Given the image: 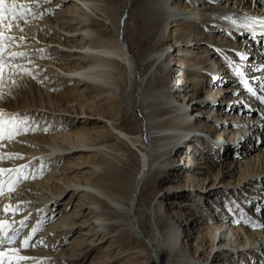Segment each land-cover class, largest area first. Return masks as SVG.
Wrapping results in <instances>:
<instances>
[{
	"label": "bare ground",
	"instance_id": "1",
	"mask_svg": "<svg viewBox=\"0 0 264 264\" xmlns=\"http://www.w3.org/2000/svg\"><path fill=\"white\" fill-rule=\"evenodd\" d=\"M8 1L12 3L13 0ZM16 1H24V4L33 5L38 2L33 0ZM94 3L96 4L93 0H89L77 4V12L79 10L83 12L84 19L82 23L84 27L93 22L91 16L93 12H96ZM152 3V8L146 7V9L148 7L151 8V15L148 17L149 21L145 25L146 27L138 32L139 40L146 48L144 47L142 55L137 60L140 62L142 69L145 70L141 73L142 80L146 79V82L153 80V86L156 87V91L151 97L145 95V91L142 92L141 97L144 102L139 105V109L145 112L148 134H150L149 144L146 143L147 146L143 145L145 143L144 139L140 140L141 135L137 137L132 130H128L122 125L118 112H114L112 108L105 105L99 107L98 105L100 104L97 105L95 104L96 102H93L95 99L93 96L86 102L90 107L89 112H86V105H82L81 102L80 104L66 106L59 105V102L58 105H50V103L53 104V101L50 100L53 98L50 91L62 88V84L70 80V78L71 82L73 81L77 87L85 86L83 93L92 91L96 94L95 96L104 94L106 102L113 103V100L119 97V79L115 77L119 73L118 68L127 66V68L132 69L131 66L136 63L128 50V46L122 40V43H120L119 35H117L118 39L116 41L113 40V42L105 39L100 31L88 28L83 29L80 35L79 33L74 35V32L79 30L72 31L69 28L70 26H67L68 29L64 30L61 28L60 23L55 22L59 26L52 23V28H45L46 30L38 29V34L35 37L34 30H32L35 25L31 21L36 16L33 15L34 13L27 16L30 20H26L27 24L29 23L31 26L29 30H32V33L28 30L26 31L25 26H22V23H26L24 21L19 22L17 31H5L16 38L14 44L9 45V42H5L6 47H10L5 52V55L10 52L25 53L22 60H20L21 62L17 61L15 63L24 67V61L26 60L29 64L35 65L29 68H37V74H39L37 80L35 78L27 80L33 85L35 83L36 93L41 98H47L50 101V103L48 102L50 106L42 107V104L30 103L25 107H19L18 111L14 109V113L4 114L1 117L9 119L13 118V116H19L21 112L28 111L31 116L33 115L40 119L45 117H48V120L52 119L53 125L49 126L48 128L51 129L47 131H43L44 127L41 128L31 137L22 133L16 134L12 132V137L6 143L8 146L0 145L2 161L5 162L6 159L15 160V163H10L12 164V173L0 174V181L4 183V195H0V220H6L14 231L20 229L21 225L19 222L24 219V216L33 217V219L39 220L36 227L39 230L45 223H48L46 222L48 219L44 218L47 208L58 204L57 200H48L51 195L49 190L50 183L52 185H60V188L56 190L58 193L53 195V197L62 195L69 199L68 202H73L78 196L79 200L74 205V217L64 216L65 214L63 216L59 215L54 224L48 226L46 235L43 234L41 237H48L49 235L51 237L52 234L54 238L60 237L63 239L62 242L59 243L57 241L56 245L51 247V250H57L62 247L73 233L76 234L70 244L73 247L65 249L66 252L71 249V252L67 253V255L60 253L54 259L56 264H76L78 261H82L85 252L101 246L104 241L109 239V250H116L114 252L115 256L113 258L106 257L104 262H99L98 264H112L114 260L124 254L121 251L123 246L121 239L123 238L127 242L141 241L143 246L149 249V253L141 252L140 250L135 251V264H149V261L158 260L162 250L169 252L171 256L170 264H207L210 257V264H222L220 261L223 264H229L226 263V257L232 256L243 260L248 255L264 253V223L262 221L257 225L250 223L242 227V233L246 235L248 243H250L247 244V242L242 241L240 231L235 228V223L231 219L209 218V224L197 222L195 227L190 223L192 222V215L186 217L180 211L175 214V217L179 220H176V222L179 224L172 225L170 223L171 219H169L170 214H174V206L177 207L178 203H174L176 205L173 206L174 201L172 199L179 196L184 185H181V179L185 178L187 181L185 187L187 186L189 194L190 189L188 188L193 184V181H202V178L197 175H206L204 171H198L199 168H196L197 165L201 164L200 162L188 159L192 152L197 151L196 145L189 146L188 150L191 151L182 155L183 159L186 158L188 160V164L183 167L184 169L187 167L184 173H181L183 168H180L179 165H171L172 152L177 145L182 144L185 140L200 137V134H204L212 141L220 142V139L224 141L230 136L237 140V144L233 147L234 151L246 152L245 157H243L244 160L249 157L245 160V165H250L252 162H261L262 164V169L256 174H249L237 180H232L233 178H231L234 173L227 175L218 172L217 175L212 176L213 183L206 185L204 188L208 195L216 196L219 193L224 196L228 193L227 189L229 188H232V192H235L236 188L243 189L255 177L259 178L258 184L264 180V155L261 156L259 152L258 154L255 153L256 151H261L256 146L257 140L259 138L261 140L258 146L264 142V107L258 108L256 112L252 109L232 105L227 110L221 102L217 101L221 93L220 89L209 91L206 88L208 83H205V88H203L201 83V79L204 78L202 72H205L203 67L197 65L194 67L196 70L191 69L188 71L186 66L193 60L184 62L181 59L182 56L192 58L191 55L194 54V51L186 50L191 39H196L197 42H210V38L215 39L214 42L217 46L222 47V50L219 51L226 52L231 59L234 56L231 50L233 40L244 39L246 46L252 47L253 41L260 37L259 33L264 31V29L254 26L257 33L254 37L253 29H246L242 25L249 23L252 17L264 18V0H250L249 5L246 4V0H201L199 6L195 4V0H185L184 8L180 7L181 0H154ZM65 24L69 25L70 23L66 22L63 25ZM180 25L181 27L178 28ZM192 27L195 30L200 29L199 32L196 34L188 33L187 30ZM56 28L58 32L61 31L60 34L63 31L64 35L56 34L54 31ZM171 28L175 29L170 39L165 34ZM50 30L54 32V35L53 37L51 36L52 38H47L45 33H51ZM119 31L122 32V30ZM21 37L23 40H21ZM78 37L80 38L79 40L83 41V44L77 51H70L76 47L72 45V42ZM220 40L221 42L218 43L217 41ZM224 41L226 42L224 43ZM54 45H57V48ZM62 48L67 50L63 51ZM183 48L184 50H181ZM169 49L173 50L172 53L175 52L174 55L170 54ZM216 52L215 48L213 52L207 51L205 63H207L208 67L219 66V71H222V75L219 78H225V75L229 73L228 68H224L226 67L225 64L209 59L216 55ZM54 57L62 59L52 60ZM234 59L241 60L236 62H242L240 67L242 73L247 71V73L253 74L248 79L255 82L248 84L249 88H255L257 80H260V83L264 82V71L260 70L264 67V54L256 53L249 58L237 53ZM75 61H77L76 64L70 65L71 62ZM225 63H227L226 60ZM244 67L245 69H242ZM170 68L175 74L173 78L169 76ZM16 73L20 74L19 70ZM186 73L194 75L195 80H190ZM142 80L140 84H142ZM36 81L39 83L37 84ZM234 82L237 83V80ZM66 83H70V81ZM190 85H197V92L194 96L189 95ZM238 87H244V84L239 83ZM238 87H230L226 91L235 94L239 91ZM260 93L264 94V87L261 88ZM202 94L204 95L201 96ZM242 98L247 101L251 100L254 102L258 100L260 102V99H257L260 98L257 93L253 95L250 92L249 95L244 93ZM232 100L234 101V98L231 99V102ZM144 103L145 106L143 107ZM262 105L264 106V104ZM200 106L203 107V110L198 112L197 115L203 116L202 119L198 120L197 124L186 121L187 116H190L187 111L188 108L197 109ZM225 110L234 117H231V119L225 117L229 119L227 123L224 122V117L218 119L219 125L212 123V119L214 121V117L216 115L220 116V112ZM82 111L86 113L82 114ZM236 113L239 116H235ZM11 120L14 121L15 119ZM91 121H94L95 125L101 126V129L97 130L95 134L80 135L79 138L84 139H76L73 143L68 142V147L65 148V139L63 137L66 133L64 131L73 130L79 122L84 125ZM62 125L63 127H61ZM90 135L92 136L90 137ZM204 140L206 143L201 149L204 150L207 145L211 147V150L216 147L222 149L217 143ZM248 144H254L253 149ZM21 145L22 148L20 149ZM129 147H134L137 153L139 152L142 155V158L140 157L141 166L133 178L132 184L130 183L133 186L131 192H129L131 186L128 189L121 186L125 182H129L127 172L124 169L128 162V157L131 156V148ZM83 155L86 158L81 160L80 157ZM224 156L225 152L222 153L221 158ZM200 157H202L201 154ZM51 159L53 161L57 160V164L61 163L62 160L66 163L68 159H72V165L77 163L78 160L83 162L78 163L76 167L67 166L66 175H73L63 178L64 181L59 178L65 175L61 172L63 168L60 172L50 171V174L43 180L39 179L40 175L43 174L40 170V172L37 170L33 172L35 178L32 176L28 181L19 179H22V174L30 163L35 162L34 168L35 166L36 168L38 166H41V168L43 166L44 168L48 167V162ZM206 161L208 160L206 159ZM78 165L79 167H77ZM3 166L8 167L10 165L4 163ZM21 166H24L23 173L18 174L15 170ZM233 167L234 164L232 162L229 166V172L233 171ZM163 169L169 170V177H171L172 181L159 195L158 191L155 192L156 188L167 179V176H163ZM173 175L177 179L173 178ZM226 176L230 178L226 180ZM246 181V184L241 185L242 182L245 183ZM9 185H14L11 193L8 192ZM239 186L242 188H239ZM144 189L150 190V195L142 204L139 197ZM196 190L200 189L194 188L195 197L202 200L203 195L195 192ZM169 195L170 202L168 205L171 204V207L165 209L163 203ZM248 196L252 198L251 194ZM5 205H12L17 208L16 212H19V214L14 216L15 213L11 214V210H9L10 214L5 215L3 212ZM183 206L187 205L184 204ZM69 207V204L62 206L60 214L65 213ZM83 211H87L85 215ZM180 221L183 227L180 225ZM144 225L147 226V235L143 234L141 230ZM204 230L208 232H203ZM209 234H213V238L210 244L207 245ZM190 240H194V242L191 244ZM197 242L198 244L201 243L204 249L206 247L208 250L207 258H209L203 262L184 259L185 257H192L190 253H196L191 248H194ZM39 244L41 243L36 246ZM115 244L117 245L113 246ZM6 247L8 246L5 245ZM76 247L77 249L86 247L88 251L81 252V258L77 252L72 251ZM181 247L184 248L181 249ZM46 256L45 260L47 262L43 264H53L48 261L52 257L50 255ZM63 256L67 257L61 260L60 258Z\"/></svg>",
	"mask_w": 264,
	"mask_h": 264
},
{
	"label": "rangeland",
	"instance_id": "2",
	"mask_svg": "<svg viewBox=\"0 0 264 264\" xmlns=\"http://www.w3.org/2000/svg\"><path fill=\"white\" fill-rule=\"evenodd\" d=\"M33 1L34 2L38 1L37 4L34 5L31 11V14L34 13L33 15H36L31 20L32 23L35 25V27H32V30H34V33H35V37L38 34V29L46 30L48 27L52 28V23L55 24V22L60 23L61 28L64 30L68 29L67 26L68 27L70 26L69 28L72 31L79 30L77 32H74L75 33L74 35L76 34L78 35V33L80 35V33H82L83 29L85 28L95 30V31H100L101 34L104 35V38L109 39L111 42H113V40L116 41V39H118L117 38V35H119L118 32L119 30H122V41L128 46V50L130 51L131 55L135 59L136 63L135 64L133 63V65L131 66L132 69L127 68V66L125 67L120 66L118 68L119 73H117L115 77L119 79L120 94H119V97L116 98V100H113V103L106 102V100L104 99V94H102L101 96H98L99 94H97V96H95L96 94H94L92 91H88V92L86 91L85 93H83L82 91L84 90L85 86L77 87L76 84L73 83V81L71 82V78H70V80L65 81L64 84H62L61 86L62 88L52 89L50 91L51 96L53 97L52 99H50L53 101V104H52L50 103L49 100H47V98H41L38 96V94L35 91L36 89L34 87L35 83L33 85L30 82H28L27 79L29 78H35V80H37L39 74H37V70H36L37 68H33L35 65L29 64V62L25 60L24 68L29 70L30 75H22L16 72H12L10 71L11 69L6 70L4 82L0 84V117L4 114L14 113L15 110L17 111L19 110L18 109L19 107L20 108L25 107L29 105L30 103H35L36 105L42 104V107H45V106L47 107L50 105H56V104L58 105V102H59V105H64V106L80 104L81 102L82 105H86V108H87L86 112H89L90 107L87 105L86 102H88L90 98L93 96L95 97L93 102L94 103L96 102L95 104L97 105L100 104L98 105L99 107H102L103 105H105L107 107L112 108L114 112H118L117 114L120 117L122 125L128 130H132L133 133L136 134L137 137L141 135L142 137L140 138V140L144 139L145 143L143 142L144 143L143 145L147 146L146 143L149 144L148 139L150 138V134H148L149 130H148V126L146 123L145 112L142 109H139V105L140 103L144 102L143 98L141 97L142 92L145 91L146 92L145 95H147L148 97H151L155 93L156 87L153 86L154 85L153 80L146 82V79L142 80L141 78L142 77L141 73H143L145 70L142 69L140 62H138L137 60L142 55L145 45H143L140 42L138 32L140 29L143 30L146 27L145 25L149 21L148 17H150L151 15L150 13H151V8L153 4L152 2H154V0H93L94 2H96V4L94 3V6L96 7V12H93L91 16V20L93 22L90 23L86 27H84L82 23V20L84 19V16L82 14L83 12L80 10L77 12V8H78L77 4L80 2L89 1V0H33ZM13 2H15L16 4L24 3V1H16V0H13L12 3ZM5 3L9 4L11 2L6 0ZM184 3H185V0H181V6H180L181 8H184L185 6ZM200 3H201V0H195L196 5L199 6ZM249 3H250V0H246V4L249 5ZM147 6L151 8L148 7L146 9ZM123 14H125L126 17L124 19V22L122 24L123 27H122L120 22H121V17L123 16ZM26 20H30V18H26ZM19 22L20 21H15V20L12 21L13 28L11 31L13 30L17 31L19 27H17L16 25L17 23L19 24ZM66 22L70 24L69 25L65 24L66 26L63 25ZM5 24H7V21H5ZM143 24L144 26H142ZM55 25L59 26L58 24H55ZM22 26H25L26 31L28 30L31 33L33 32L32 30H29L31 28L29 23L28 24L27 22L22 23ZM180 27L181 25L178 28ZM174 29L175 28H171L170 30H168V33L165 34V36L171 39L172 37L171 34H173L172 32ZM6 30L7 29L5 28V31ZM199 30H195L192 27L191 29H188L187 31L190 34H196L199 32ZM54 31L58 35H64V32L62 31V33L60 34L61 31L58 32L57 28ZM5 35L6 36L9 35V33L5 32ZM45 35L47 38H52L54 35V32L53 31H51V33L46 32ZM263 37L264 36H260L257 38L256 41L254 40L252 47L246 46V43H244L243 41L244 39H238L236 41L233 40L231 44L232 45L231 50L234 56L232 57V59L229 57V55L226 52L219 51V50H222L221 49L222 47L217 46V44L214 42L215 39L213 40L210 38L211 40L210 42H203V41L197 42L196 39H191L186 50H189V51L193 50L194 54L191 55L192 58H185V56H182L181 59L184 62L191 60V59L193 60V62H190L189 65L186 66V69L188 71L191 69L196 70L194 69V67L197 65H199L200 67H203L205 71V72H202V74L204 75V78L201 79L203 88H205L204 87L205 83H208L206 88H208L209 91H212L213 89L214 90L220 89L221 93L218 96L217 101L221 102L222 105H224L227 108V110L229 107L233 105L235 107L240 106L242 108L252 109L253 111L257 112L258 108H263L264 106L258 100H255L254 102H252L251 100L247 101L246 99L242 98L244 93L249 95V92H248L249 87L248 88H245V86L238 87L239 83L242 84L241 82L242 80L245 81L247 84L255 82L254 80L249 81L248 79L253 74L247 73V71H244L242 73V71H240L242 62L240 63L236 62V61H241V60L234 59V58L236 57L237 53L238 54L241 53L244 57H249V58L253 57V55H255L256 53L264 54L259 49L261 48V44L259 43L257 44V42L261 41V38ZM79 39L80 38L78 37L74 40V42H72V45L76 47L73 48L74 50H70V51H77V49L81 46V44H83V41ZM217 42L220 43L221 40ZM225 42L226 41H224V43ZM54 47L57 48V45H54ZM9 48L10 47H8V50ZM214 48L216 49L217 54L210 57L209 59L216 61L218 63L221 62L225 64L226 67L224 68H228L229 70V73L225 75V78L217 77V76L222 75L221 74L222 71H219L220 69L219 66L208 67L207 63H205V60L207 59V51L213 52ZM62 50L66 51L67 49L62 48ZM181 50H184V48ZM169 52L171 54L173 50L169 49ZM174 53H172V55H174ZM176 57L179 58L178 56ZM22 58L18 59L17 61L19 62L20 60H22ZM60 59L62 58H59V57L52 58V60H60ZM65 59H68V58H65ZM225 60L227 61V63H225ZM76 63L77 61L71 62L70 65H74ZM30 66H33V67L29 68ZM242 69H245V67ZM237 70H239V74H237ZM17 74L21 76H18ZM186 75L189 76L190 80H193V81L195 80L194 75L190 73H186ZM169 76L170 78L175 77V74H173V70L171 71V68L169 71ZM234 79L237 80V83L234 82L235 81ZM141 80L143 81L142 84H140ZM13 81H15V83H13ZM69 81L70 83H66ZM259 81L258 80L256 81L255 88H251L252 91L250 92V94L252 93L253 95L257 93L259 94L261 98V97H264V94L260 93L261 88L264 87V82L261 80L262 82L260 83ZM36 82L37 84L39 83L38 81ZM234 86L238 87L239 89V91L236 92L235 94H233L230 91H226L227 88L234 87ZM189 87H190L189 95L194 96V94L197 92V89H196L197 85L196 86L190 85ZM203 95L204 94H202L201 96ZM233 98H234V101L232 100L231 102V99ZM260 98H257V99H260ZM54 101L57 103H55ZM48 102L50 103V105H48ZM144 106H145V103L143 107ZM201 110H203L202 106H200L197 109H191L189 107L187 111L190 114V116H187L186 121H189L192 124H197V121L201 120L203 117V116L197 115V113L200 112ZM227 110L220 112V116L216 115L214 117V121L212 119V123H216L217 125H219V122H217L219 118L227 117L231 119V117H234ZM86 112L82 111V114H85ZM235 116H239L238 113H236ZM79 117H80V114H79ZM2 119H3V126H4L5 131H4V137L3 139H1L0 145L6 146V147L8 146L6 145V143L9 140L8 134L10 132L16 133L13 129V125H16L19 127V132L16 134L22 133L28 137L35 135L37 131H39L43 127L45 128L43 131H47L48 129H51L48 127L49 126L51 127L53 125L52 119L48 120V117L40 119V118H37L36 116L35 117L33 115L31 116V114L28 111L21 112L19 116H13V119H15L14 121L10 119H5V117H2ZM228 120L229 119L225 118L224 122L227 123ZM80 122L78 123V125L75 126L73 130L64 131L66 133V135L63 137L65 139V142H64L65 148L68 147V144H67L68 142L73 143L76 141V139H84V138H79L80 135L85 136L89 134H95L97 130L101 129L100 128L101 126L95 125L94 121H91L90 123H86L84 125H82ZM61 127H63V125ZM82 128L85 130H83ZM200 135H201L200 137H195L197 136L195 135L194 136L195 138H192L190 140H185L184 142H182V144L177 145L175 147V150L171 154V157H172L171 165L172 166L179 165L180 168H183L188 164V160L186 158L183 159L182 155L184 153H188V151H191V150H188L189 146L196 145L197 151L192 152V155H189L188 159L200 162L201 164L197 165L196 168H199L198 171H201V170L204 171L206 175L205 176H200L199 174L197 175L198 177L202 178V181L200 182L193 181V184H191L188 188L190 189L189 194L187 192V188H186L187 186L185 187V184L187 183V181L185 180V178L181 179V185L184 184L183 185L184 187L182 186V191L180 192L179 196H176L174 199H172L174 201L172 204L173 206L176 205L174 203L176 202L178 203H177V207L174 206V212H173L174 214H170V218H169L171 219L170 223L172 225L179 224L178 222H176V220L178 219L175 217L176 212H179V211L185 214L186 217H188L189 215H192L191 216L192 222L190 223H192L194 227L197 225L196 224L197 222H200V223L205 222V224H209L208 222L209 218L218 219L219 217L221 219H231L235 223V228L240 231L242 241L247 242V244H250L248 243V238L246 237V235L242 233V227L247 226V224H250V223L257 225L260 221L264 223V199H263L264 198V180L262 181V183L258 184L257 182L259 181V178H256V177L254 179L252 178V180H250V183L245 188L243 189L236 188L235 192H232V188H229L227 189L228 193L225 194L224 196L219 193L216 196L208 195L207 191H204V188L206 187V185H211L213 183L212 176H214L215 174L217 175L218 172L224 173L227 175H229L230 173H234V176H232L231 178H233L232 180H237L245 176H248L249 174H253V173L256 174L262 169V164L261 162H252L250 165L248 164L245 165L244 164L245 160H247L249 157L244 160L243 157H245L246 152H235L234 151L233 147H235V145L237 144L236 142L237 140H234L230 136L227 137V140L223 141L222 139H220V142H216L204 136V134H200ZM91 136L92 135H90V137ZM203 138L206 139L207 141L217 143L218 145L222 147V149H218L216 147L211 150V147L208 145L206 146L207 148H205L204 150L201 149V147L206 143V141ZM260 141L261 140L259 138L256 142V146L257 148H260L261 151H256L255 153L258 154L259 152V154L263 156L264 154L262 153H264V142H262V144L258 146ZM248 145L251 149H253L254 144H248ZM144 146H140V147H144ZM21 148H22V145L20 146V149ZM129 148H131L130 149L131 156L128 157V162L124 166V169L127 172L129 182H125L121 186L125 187L126 189H128L129 186H131L129 188L130 189L129 192H131L133 186L130 185V183L132 184V180L136 176V173L138 172V169L141 166L140 162H141L142 155L139 152L137 153L134 147L133 148L129 147ZM206 149L208 150L206 151ZM223 152H225V156L221 158V155ZM200 154L202 157H200ZM85 158L86 157H84V155L80 157L81 160ZM205 158L208 161H206ZM81 160H78L77 163L72 165L71 164L72 159H68L66 163L62 160L61 163L59 164H57V160L53 161L51 159L48 162L49 163L48 167H44V168L43 166L42 168L41 166H38L37 168L35 166L34 168L35 162H33L26 166V169L24 173L22 174V179L21 178L19 179L22 181H25V180L28 181L32 178L33 172L37 170L38 172L42 171L43 174L40 175L39 179L43 180L48 174H50V171L54 170L56 172H60L61 169L63 168L61 172L65 175L60 176L59 178L62 181H64L63 178L71 177L73 175V174L68 175V176L66 175L67 170H68L67 166L76 167V165L80 163ZM232 162L234 164L233 171L229 172V166L232 164ZM4 163H7L10 166L8 167L3 166ZM10 163H15V160L13 161V160L6 159V161L3 162L2 159H0V168L2 169L6 168L5 170L11 169L12 164ZM77 167H79V165ZM186 169L183 168L181 173H184ZM8 172L9 171H5L3 174L8 173ZM162 172L164 174L163 176H167V179L163 183L159 184L158 188H156L155 192L158 191L159 195L162 194L163 190H165V188L172 181L171 177H169V170L163 169ZM172 177L176 178L175 175H173ZM227 178H230V177L226 176V180ZM247 181L245 183L242 182L241 185L246 184ZM240 187L241 186H239V188ZM59 188H60V185L57 186V185H52V183H50L49 190H50L51 195L48 198V200L49 199L55 200V201L57 200L58 204L56 206H51V207L49 206L47 208L44 214V218H46V220L48 219L46 221L48 223H45L44 226L36 232L35 236L32 238V241H31V243L35 244V247H29V248L20 250L19 254L35 258L36 261H43V263L47 262L45 260V258L47 257L46 255H50L52 259L48 261L53 264H56L54 259H56V257L60 253L67 255V253L71 252V249H69L68 252H66L65 249H67L68 247H71V248L73 247L72 245L70 246V244H71V240H73V238L76 236V234L74 233L72 234L71 237H69L66 240V242H64L62 247L57 250L56 249L51 250V247L56 245L57 241L59 243L62 242L63 239H61L60 237L54 238L52 234H51V237H49L50 236L49 235L48 237L41 238L43 234L46 235L48 226H50L51 224H54V222L56 221L59 215L63 216L65 214L64 216H69V217L71 216L74 217L75 215L74 205L79 200V197L76 196V200H74L73 202L72 201L68 202L69 199L66 196L59 195L57 197H53V195L58 193L56 190ZM194 188L200 189V190H196L195 192L203 195L202 200H199L197 197H195ZM250 194L252 198H249L248 195ZM149 195H150V190L144 189L141 192L140 197H139L140 203L143 204L145 200L149 197ZM170 195L168 196L166 201L163 203V206L165 207V209L168 207H171V204L168 205L170 202L169 201ZM65 204H69L70 207L65 213L60 214V211L62 209L61 207L64 206ZM165 204L167 205L165 206ZM184 204H186L187 206H183ZM257 209H259L260 211H257ZM86 212L87 211H83V214L85 215ZM18 214L19 212L18 213L15 212L14 216H17ZM25 217L27 216H24V218ZM31 220L34 222V224ZM38 223H39V220L33 219V217L28 218L26 221V224L20 227L19 236H17V239L15 241L16 244L13 245V247L19 250L20 241L23 240L24 237L28 235V233L32 230L33 227H37ZM180 225H181V221H180ZM181 226L183 227V224ZM141 230L143 234L147 235L146 225H144V227H141ZM203 232H208V231L204 230ZM10 233L11 231L9 232V234ZM212 238H213V234L212 235L209 234V240H208L207 245L210 244ZM183 240H186V239H183ZM193 242L194 240L193 241L190 240L191 244ZM38 243H41V244L36 246ZM121 243L123 245L121 248V251H123L124 254H122L120 258L118 257L117 260H114L112 264H135V260H134L135 251L140 250L141 252L149 253L148 251L149 249L148 248L146 249L143 246V243L141 241L127 242L123 238L121 239ZM109 244H110V239L107 241H104V243L101 246L94 248L93 250L89 252H85L83 255L82 261H78L76 264H98L99 262H104L106 260V257L113 258L115 256L114 252H116V250L115 251L109 250V246H110ZM116 245L117 244L113 246H116ZM182 248L184 247H181V249ZM191 249L195 250L196 253L195 252L190 253L192 257H185L184 259H190L191 261L203 262L209 258V257L207 258L208 250L206 249V247L204 249L201 243L198 244L197 242L195 247ZM72 251L77 252L81 257V252L88 251V250L86 247H82L81 249H77L76 247L72 249ZM45 253L47 254L45 255ZM66 257L67 256H63L60 259L63 260V258L65 259ZM248 257H246V259H243V260H241V258H238V259L233 258L232 256L226 257V260H227L226 263L234 264V262H236L235 264H238V263L264 264V253L263 252L256 253L253 255H248ZM170 258L171 256L169 255V252H167L166 250H162L160 251L158 260L149 261V264H170ZM210 262H211V257L207 264H210ZM220 263L223 264V262L221 261ZM28 264H33V261L31 260L28 261ZM107 264H111V263H107Z\"/></svg>",
	"mask_w": 264,
	"mask_h": 264
},
{
	"label": "snow or ice",
	"instance_id": "3",
	"mask_svg": "<svg viewBox=\"0 0 264 264\" xmlns=\"http://www.w3.org/2000/svg\"><path fill=\"white\" fill-rule=\"evenodd\" d=\"M34 5L31 4H24L20 3L19 6L15 2L11 4L5 3V0H0V84L4 82L6 70L11 69L13 72L19 70L20 74L22 75H30L28 69L24 68L23 66L16 65V61L22 58L25 53L22 52H10L7 56H5V52L8 51V47H6L5 42H9V45L14 44L16 38L14 36L5 35V28L8 31H11L13 28L12 21H24L26 22V18L28 15L31 14L32 8ZM7 21V24H5ZM19 27V24L16 25ZM244 28H252L253 29V36L255 37L257 33L255 32V27H259L264 29V18L260 17H252L249 23L242 25ZM255 26V27H254ZM260 36H264V31L259 33ZM21 40L23 38L21 37ZM264 71V67L260 69ZM237 74H239V70H237ZM245 88H248V85L245 81H241ZM15 83V81H13ZM248 91L251 92L252 89L248 88ZM260 103L264 104V97L260 98ZM10 120L13 118H9ZM13 129L16 133L19 132V127L13 125ZM4 126H3V119L0 117V139L4 137ZM13 133H9V138ZM3 157H0L2 159ZM23 167L16 169L15 171L18 174L23 173ZM5 171L11 172V169L5 170L0 168V174H3ZM35 178V176H33ZM14 185H9L8 192L11 193L13 191ZM4 191V183L0 181V195L3 194ZM18 207V206H17ZM9 210H11V214H14L17 211V208H14L12 205H5L3 208V212L5 215L10 214ZM257 211H260L257 209ZM28 217H25L19 223L21 226L26 224ZM11 231V234L9 232ZM38 229L33 227L32 230L28 233L27 236L24 237L23 240L20 241L19 250L13 247L17 236H19V230H12L11 225L6 220H0V264H28V261H33V264H43V261H36L35 258L28 257L25 255L19 254L20 250L29 247H35L33 243H31L32 238L35 236ZM42 243V242H41ZM5 245L8 247L5 248Z\"/></svg>",
	"mask_w": 264,
	"mask_h": 264
},
{
	"label": "water",
	"instance_id": "4",
	"mask_svg": "<svg viewBox=\"0 0 264 264\" xmlns=\"http://www.w3.org/2000/svg\"><path fill=\"white\" fill-rule=\"evenodd\" d=\"M125 17H126V15L123 14V16L121 17V25L123 24ZM122 27H123V25H122ZM121 36H122V32L119 31V41H120V43H122V41H121V40H122V39H121ZM122 46H123V45H122Z\"/></svg>",
	"mask_w": 264,
	"mask_h": 264
}]
</instances>
